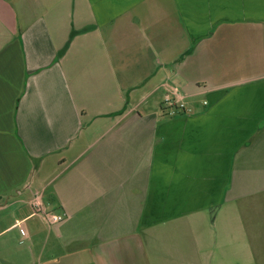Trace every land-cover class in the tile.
<instances>
[{
	"label": "crops",
	"instance_id": "obj_1",
	"mask_svg": "<svg viewBox=\"0 0 264 264\" xmlns=\"http://www.w3.org/2000/svg\"><path fill=\"white\" fill-rule=\"evenodd\" d=\"M0 264H264V0H0Z\"/></svg>",
	"mask_w": 264,
	"mask_h": 264
},
{
	"label": "built area",
	"instance_id": "obj_2",
	"mask_svg": "<svg viewBox=\"0 0 264 264\" xmlns=\"http://www.w3.org/2000/svg\"><path fill=\"white\" fill-rule=\"evenodd\" d=\"M175 96V95H174ZM178 98H170V97H166L165 98V104L172 107L174 106L175 104H178ZM178 107L183 110L184 109V106L183 104H179ZM40 205L36 202L33 203V208L34 210H38L39 213H41V217H42V220L44 221V223L48 226H53V225H56V224H59L61 223L63 220H64V216L63 215H59V214H54V213H48L44 210H40L39 207ZM20 233L22 236H25L26 233H27V226L26 224H21L20 225Z\"/></svg>",
	"mask_w": 264,
	"mask_h": 264
}]
</instances>
